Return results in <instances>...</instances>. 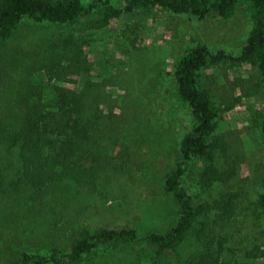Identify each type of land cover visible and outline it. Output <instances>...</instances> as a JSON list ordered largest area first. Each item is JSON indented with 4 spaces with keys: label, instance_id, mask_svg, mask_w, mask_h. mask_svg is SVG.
<instances>
[{
    "label": "rangeland",
    "instance_id": "374dc122",
    "mask_svg": "<svg viewBox=\"0 0 264 264\" xmlns=\"http://www.w3.org/2000/svg\"><path fill=\"white\" fill-rule=\"evenodd\" d=\"M112 4L109 13L98 9L65 25L25 18L0 39V125L22 120L26 103L55 87L81 93L93 133L84 160L95 174L92 182L64 177L4 188L1 173L16 174L18 158L0 141V264H19L25 251L59 257L106 227H133L140 240L105 244L79 264H151L160 247L143 239L177 224L179 206L164 181L194 123L176 93L174 64L197 43L235 59L201 73L219 114L207 153L194 156L183 175L195 218L162 264H190L214 234L228 238L226 250L242 261L261 264L264 83L256 64L238 59L251 28L247 6L200 18L159 5Z\"/></svg>",
    "mask_w": 264,
    "mask_h": 264
},
{
    "label": "trees",
    "instance_id": "16d2710c",
    "mask_svg": "<svg viewBox=\"0 0 264 264\" xmlns=\"http://www.w3.org/2000/svg\"><path fill=\"white\" fill-rule=\"evenodd\" d=\"M112 2L129 7L159 5L176 14L189 13L200 18L210 13L229 17L240 6H247L251 28L238 59L251 60L256 64L264 83V0H1L0 39L10 36L25 18L65 25L98 9L109 13L114 8ZM228 59L235 57L222 48L213 51L208 45L197 43L174 64L176 93L189 106L194 123L183 136L181 159L164 181L165 190L174 196L179 206L177 224L165 233L152 232L143 239L160 247L151 264H162L168 249L185 235L195 218V202L183 182V175L194 156L207 153L208 137L219 114L210 91L201 84V73L212 64ZM54 90L52 95L39 96L26 103V108L21 110L22 120H15L7 127L0 125V141L6 142L18 158L16 174L8 177L1 173L4 188L38 187L64 177L78 182H92L94 179L93 167L86 166L84 160L88 152L93 153L89 146L93 136L92 126L90 118L84 117L85 98L69 89L55 87ZM259 128L264 142V109ZM258 205L264 214V191L259 195ZM138 240L140 236L133 227L101 228L79 238L68 253L59 257L25 251L19 264H79L105 244L120 245ZM207 242V248L190 264H252L239 259L232 247L226 250L228 238L222 234L208 237ZM222 256L225 258L221 260ZM257 257H262L261 264H264V250ZM254 258L256 256L249 259Z\"/></svg>",
    "mask_w": 264,
    "mask_h": 264
}]
</instances>
